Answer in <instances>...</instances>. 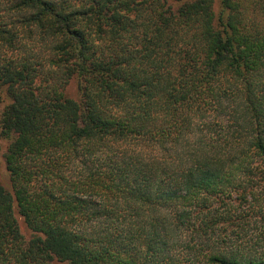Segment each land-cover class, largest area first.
I'll list each match as a JSON object with an SVG mask.
<instances>
[{
	"label": "trees",
	"instance_id": "16d2710c",
	"mask_svg": "<svg viewBox=\"0 0 264 264\" xmlns=\"http://www.w3.org/2000/svg\"><path fill=\"white\" fill-rule=\"evenodd\" d=\"M7 1L0 264H264V0Z\"/></svg>",
	"mask_w": 264,
	"mask_h": 264
},
{
	"label": "rangeland",
	"instance_id": "374dc122",
	"mask_svg": "<svg viewBox=\"0 0 264 264\" xmlns=\"http://www.w3.org/2000/svg\"><path fill=\"white\" fill-rule=\"evenodd\" d=\"M9 2L7 0H0V14L8 21L10 22L12 20L11 12L7 10ZM217 8V5H216ZM23 34V32L21 33ZM25 40V39H24ZM78 79L77 77L71 78L68 83L64 86V92L65 94L74 99L79 98L78 93ZM10 102V98L8 97L5 88L0 89V118L1 113L4 109V107ZM9 144V140L1 135V123H0V183L3 185L7 190L11 191V183L8 171L5 167V160H4V154L6 152L7 146ZM14 213L15 217L18 222V226L20 229V232L23 234L25 239H29L32 236V232L30 229L26 226V224L23 221V218L18 214L17 208L14 206ZM252 216L249 217L248 225H246L245 228H247V240L245 241V246H251L254 249L257 250V252H264V227H260V219L258 216H254V214H251ZM54 264H63L59 261H54Z\"/></svg>",
	"mask_w": 264,
	"mask_h": 264
}]
</instances>
